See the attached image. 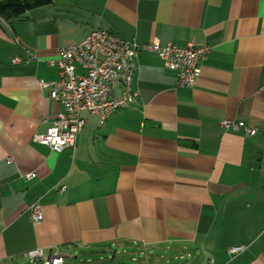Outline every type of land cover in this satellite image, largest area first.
Instances as JSON below:
<instances>
[{"label": "crops", "instance_id": "0c3cea01", "mask_svg": "<svg viewBox=\"0 0 264 264\" xmlns=\"http://www.w3.org/2000/svg\"><path fill=\"white\" fill-rule=\"evenodd\" d=\"M97 29L211 51L188 87L139 50L135 99L102 125L84 111L76 147L53 151L41 136L65 109L41 81ZM35 248L64 264H264V0H53L0 16V264H31Z\"/></svg>", "mask_w": 264, "mask_h": 264}, {"label": "built area", "instance_id": "2783aa9c", "mask_svg": "<svg viewBox=\"0 0 264 264\" xmlns=\"http://www.w3.org/2000/svg\"><path fill=\"white\" fill-rule=\"evenodd\" d=\"M157 52L165 65L179 74V86L193 87L201 74L200 62L210 53L209 45L188 43L180 46L175 43L162 45L158 40L140 45L128 41L118 34L97 29L89 33L81 42L59 49L57 57L50 63L58 70V79L50 82L41 81L51 87L52 98L64 107L51 126L42 134L41 142L53 151L62 152L74 149L79 133L87 120L84 111L100 117L104 124L114 111L128 106L136 93L132 84L137 71L136 54L139 50ZM30 58H33L29 52ZM16 62L22 61L16 58ZM120 85L121 95L115 91ZM222 126L232 131L245 130L255 135L257 130L245 120L224 119ZM11 160V158H9ZM29 179L33 174H28ZM34 222L44 219L41 207L33 204L29 209ZM242 247H233L229 251L236 254ZM31 264H64L65 256L53 248L47 254L42 248L29 252Z\"/></svg>", "mask_w": 264, "mask_h": 264}, {"label": "trees", "instance_id": "16d2710c", "mask_svg": "<svg viewBox=\"0 0 264 264\" xmlns=\"http://www.w3.org/2000/svg\"><path fill=\"white\" fill-rule=\"evenodd\" d=\"M52 3L53 0H0V16L7 20L20 18L32 9Z\"/></svg>", "mask_w": 264, "mask_h": 264}, {"label": "rangeland", "instance_id": "374dc122", "mask_svg": "<svg viewBox=\"0 0 264 264\" xmlns=\"http://www.w3.org/2000/svg\"><path fill=\"white\" fill-rule=\"evenodd\" d=\"M125 259L121 258L118 261L112 262L110 260H98V258H93L95 260H93L92 262H88L87 260L83 263V264H120L121 262H124L125 264H133L131 262V258L129 257H124ZM122 260V261H121ZM68 264H82L80 258L74 259V258H70V260L68 261Z\"/></svg>", "mask_w": 264, "mask_h": 264}]
</instances>
